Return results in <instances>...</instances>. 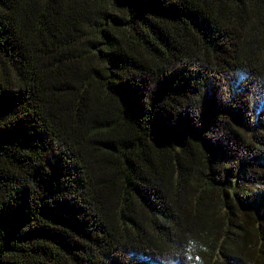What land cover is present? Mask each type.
<instances>
[{"label":"trees","instance_id":"obj_1","mask_svg":"<svg viewBox=\"0 0 264 264\" xmlns=\"http://www.w3.org/2000/svg\"><path fill=\"white\" fill-rule=\"evenodd\" d=\"M0 264H264V0H0Z\"/></svg>","mask_w":264,"mask_h":264}]
</instances>
